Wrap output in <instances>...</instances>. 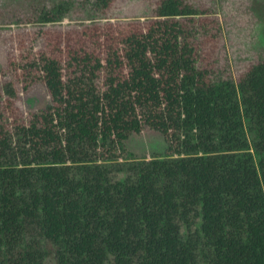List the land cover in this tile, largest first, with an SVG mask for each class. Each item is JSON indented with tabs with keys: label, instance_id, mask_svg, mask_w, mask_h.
Returning a JSON list of instances; mask_svg holds the SVG:
<instances>
[{
	"label": "trees",
	"instance_id": "16d2710c",
	"mask_svg": "<svg viewBox=\"0 0 264 264\" xmlns=\"http://www.w3.org/2000/svg\"><path fill=\"white\" fill-rule=\"evenodd\" d=\"M64 9L15 66L48 104L19 113L11 82L0 102V264H264V60L232 71L213 6L58 28ZM145 127L162 154L125 148Z\"/></svg>",
	"mask_w": 264,
	"mask_h": 264
},
{
	"label": "rangeland",
	"instance_id": "374dc122",
	"mask_svg": "<svg viewBox=\"0 0 264 264\" xmlns=\"http://www.w3.org/2000/svg\"><path fill=\"white\" fill-rule=\"evenodd\" d=\"M108 1L109 7L101 9L97 5L100 0H0V92L4 94L6 83L13 84L18 92L16 108L19 113L36 111L48 104L43 84L36 83L26 91L21 90L15 68L23 62L27 52L43 46V38L37 36L41 24L36 22L43 8L64 2V18L56 27L69 28L91 21L90 18L101 12L122 21L143 19L154 7V0ZM189 1L215 8L222 28V43L234 73L244 70L250 63L264 60V0ZM1 100H5V95ZM124 145L139 158L162 154L166 148L163 134L149 127L140 133H131ZM41 264H56V261L48 257ZM198 264H203L200 258Z\"/></svg>",
	"mask_w": 264,
	"mask_h": 264
}]
</instances>
